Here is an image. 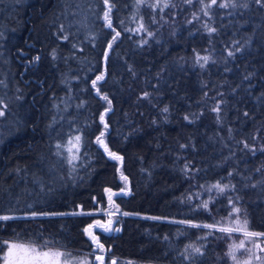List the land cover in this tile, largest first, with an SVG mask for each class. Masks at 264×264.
Wrapping results in <instances>:
<instances>
[{
  "label": "trees",
  "instance_id": "obj_1",
  "mask_svg": "<svg viewBox=\"0 0 264 264\" xmlns=\"http://www.w3.org/2000/svg\"><path fill=\"white\" fill-rule=\"evenodd\" d=\"M167 2L164 8L159 0L150 12L155 0H111L120 37L108 49L115 33L101 22L102 0L20 1L11 25L18 35L6 50L15 70L19 132L0 141V216L13 219L0 220V247L10 240L47 241V247L89 255L84 229L101 217L92 212L107 208L129 214L119 215L116 234L98 233L110 249L107 258L118 264H235L225 256L230 244L244 240L253 247L242 233L227 237L177 221L219 228L234 226L239 216L248 230L264 231V7L236 0V8L213 6L209 16L195 17L201 0ZM81 14L87 36L73 31ZM197 56L209 60L198 63ZM101 72L98 95L92 81ZM101 95L112 101L107 129L100 115L109 105ZM2 102L12 119L11 106ZM101 131L121 161L96 142ZM73 135L81 136V149L71 167L55 153ZM217 182L230 187L209 191ZM105 189L117 193L111 203ZM204 201L207 211L199 207ZM233 205L241 212L229 216ZM187 245L203 255L185 260ZM236 256L242 264L248 253L240 249Z\"/></svg>",
  "mask_w": 264,
  "mask_h": 264
},
{
  "label": "snow or ice",
  "instance_id": "obj_2",
  "mask_svg": "<svg viewBox=\"0 0 264 264\" xmlns=\"http://www.w3.org/2000/svg\"><path fill=\"white\" fill-rule=\"evenodd\" d=\"M146 0H136L137 5L145 4ZM186 3L191 4L192 0H185ZM105 11L103 13L102 19L104 20V26L106 28L111 29L115 35L112 36V39L108 42V49H111L113 46V43L120 37V32L116 31V29L113 27V21H112V10L115 7L114 4L111 3V0H103ZM201 3L203 4V0H201ZM255 3L257 5H260L264 7V0H255ZM159 0H157V3H153L151 5H148L153 10H155L158 7ZM167 0H164V8L169 7ZM213 6H217L221 9H227L229 7L236 8L237 3L236 0H210L208 4L204 5V15L209 16L210 13L208 9H211ZM243 7L247 8V3L242 5ZM161 11H163V8H161ZM207 28V31L209 33H213L216 31L215 28L208 27L207 24L205 25ZM145 26L143 23L139 25V30H144ZM149 36L153 35V33L149 32ZM66 39V37H65ZM237 51H239V48H237ZM109 55L108 50L104 51V57L107 60ZM233 55L232 52H229V56ZM204 61L205 63L208 62L209 57L208 56H197V62ZM201 67H203V64H200ZM105 74L101 72L99 75L96 76V79L92 81V87L97 89V94L99 95V88L98 82L104 80ZM245 79H248V77H245ZM3 81H0V84H2ZM145 97L148 96V93L144 94ZM264 95V93H262ZM101 99L107 101L109 108H106L104 113H101L100 115V121L104 124V128H108V124L105 123V114L110 111V106L112 104V101L108 99L107 95H101ZM0 105H3V102L0 101ZM7 107V105H3L0 107V116H4L5 111L4 109ZM219 106L213 109V111L219 112ZM164 112H167L168 109L165 107L163 109ZM245 116L248 115L247 112L244 113ZM185 120L188 119L187 116L184 117ZM105 136V132L101 131L99 136L96 137V142L101 145L105 152L109 155L110 158L114 160L121 161L123 157L117 155V153L112 152L109 150L107 144H105L103 137ZM80 143H81V136L76 135L75 137H71L68 140V147H66V151L68 152L67 156V163L70 166L75 165V161L79 159L78 153L80 151ZM61 147H64L61 144H57L56 148L60 149ZM183 147V145H181ZM245 148H249L248 144H245ZM251 151H255V149H250ZM261 151H264V147L260 149ZM56 155H59L60 153H55ZM119 171V169H117ZM257 172L260 171V169L256 170ZM229 176L232 175V173L228 174ZM121 179L127 181V177L121 173ZM256 185H252V187H255ZM230 186L228 184H222L220 182H217L215 185H212L211 188H209V191L212 190V188H215L220 194H223L226 189H228ZM234 187V186H233ZM106 192L109 193L108 199L109 202H112V196L116 195L115 193H112L110 189H105ZM123 191V189L121 190ZM239 199V198H237ZM229 204H233V201L231 198H229ZM209 201H204L199 207H202L205 211L208 210ZM241 212V209L238 207H235L233 205L231 212L229 213V216H232L233 214H238ZM38 215V213L33 212L32 216L35 217ZM39 215H47V213H39ZM53 215H64L63 213H53ZM112 213H109V216H111ZM124 215H129L128 213H124ZM13 219V217L10 216H0V220L7 221ZM150 219H159V217H150ZM177 223L180 224H186L189 227H197V228H207V229H213L216 228L221 233H224L225 236L231 237L233 233H242V235L249 239V242L253 244V247L246 248L245 241L241 240L239 244H230L228 246V251L225 253V256L229 257L232 261L235 262V264H241L240 261L237 260L236 251L243 249L248 253V258L245 259L242 264H253V260L257 261L258 264H264V256L257 255L253 248L258 250L259 252L264 253V231H250L248 230V220L245 218L242 222L240 221L239 216L236 217L234 221H232V224L234 226H225V227H219L217 228V224H193L190 220H182L177 221ZM219 223V222H217ZM93 228H100L103 229L105 232H111V231H120L119 228H113V221L109 219L107 223H102L101 221L97 220L94 224H90L87 228L84 229V232L89 236L92 243L96 245V248L99 250L98 254L94 250L95 260L98 262V264H106V257L104 253L106 251H110V249H105L104 245L100 243L98 237L93 233ZM209 235H211V232H209ZM49 242L45 241V244L43 246L40 245H32V244H22V243H10L9 241H3V247H0V252H2V255H0V264H73V261L77 258L73 257L72 259H67L66 257L70 256V253L62 252L60 250L52 249L50 247H47ZM188 249H191V253L188 252ZM185 260H192L194 256L196 255H203L200 247H195L193 245H187L185 252L182 254ZM78 264H90L89 260L85 258H81L78 260ZM110 264H117V261L115 259L111 260Z\"/></svg>",
  "mask_w": 264,
  "mask_h": 264
},
{
  "label": "rangeland",
  "instance_id": "obj_3",
  "mask_svg": "<svg viewBox=\"0 0 264 264\" xmlns=\"http://www.w3.org/2000/svg\"><path fill=\"white\" fill-rule=\"evenodd\" d=\"M20 1L21 0H0V5H2V9L0 11V81H3V83L0 84V101L4 100L6 102V104H9L11 106L10 109L13 110L11 112L13 115L12 119H9L8 115H5V114H4V116H0V119H1L0 120V141L4 140L6 138H9V137H11V136H13L19 132L18 125H17L18 117L14 116V111H17V109H19V107H20V103L17 99V89L14 87V78L13 77L15 75V70L12 68L11 62L6 57V54H7L6 50L9 49L10 45L13 44V42H14V39H12L11 37L18 35L15 32L19 31V27H14L11 25H14V22H16L18 19L17 7L23 4V3H20ZM193 1L194 0H192V2ZM203 1L204 2L201 6V9H199L198 11L196 10L195 17H199V15H204V5L208 4L210 2V0H203ZM155 3H157V0H155ZM102 5H103L102 7L104 9L103 10V13H104L105 7H104L103 0H102ZM88 11L92 12L93 8L91 6H88L87 12ZM153 11L154 10L150 7V12H153ZM208 11H209V9H208ZM85 13H86V10H85ZM103 13L101 15V20H102L101 22L104 24V20L102 19ZM131 15H133V14H131ZM129 20H130V23L128 22V24H130V26H132L134 21H136V14L131 16V18ZM85 22H86L85 18L82 17V14L75 17V21H74V23H72V26L74 25V28H75V29L72 28L73 31L74 32L78 31V33H79L80 30H78V29H82L83 34L85 36H87V33L89 30H88ZM136 24L138 26L140 25L139 23H136ZM8 26H10V27H8ZM68 28H69V26H68ZM136 28L130 27V30L133 31ZM201 63L204 64L205 62L201 60ZM7 67L12 68L10 74L6 73ZM3 105H4V103H3ZM3 105H0V107H2ZM75 136L76 135H73L71 137H75ZM71 137H68L67 139H65L64 142L59 143V144L63 145L64 147L57 149V152L60 153L59 156L62 158H65L66 163H67L66 158L68 156V152L66 151V147H68V140ZM80 149H81V147H80ZM79 153H80V151H79ZM79 153H78V156H79ZM76 162H77V160L75 161V163ZM122 192H124V194L127 195V191L123 190ZM112 193H114V192H112ZM106 194L108 197L109 193L106 192ZM115 194H117V193H115ZM108 202H109V199H108ZM108 207H109V205H108ZM109 213H112V215L109 216ZM75 214L79 215L82 213L80 211H78ZM92 214L101 216V217L94 219L93 224L97 220L101 221L102 223H107V221L109 219H111L113 221V228L114 229L119 226V224H118V221L120 220L119 215H124V214L120 213L119 211H113L109 208H107L104 211L92 212ZM92 231L98 237V239H99L98 233L104 234L106 236L113 233V231L105 232L103 229H100V228H93ZM87 237L89 238L88 235H87ZM89 240L92 244V247L96 248V245L92 243L90 238H89ZM99 241H100V239H99ZM9 242L10 243L14 242V243L30 244V243H24V242H19V241H12V240H10ZM32 245H36V244H32ZM2 247H3V244H2ZM52 249H56V248H52ZM56 250H60L62 252L70 253L71 255L66 257L67 259H72L73 257L77 258L76 260L73 261V264H78V260L81 258H85V257L89 260L90 264H98V262L95 260V255L93 254L94 251L88 255V254H76V253H72L70 251H65V250H61V249H56ZM95 251L98 254L99 250L97 248ZM0 255H2V252H0ZM105 257H106V264H110L111 260H113V259H108L106 255H105Z\"/></svg>",
  "mask_w": 264,
  "mask_h": 264
},
{
  "label": "water",
  "instance_id": "obj_4",
  "mask_svg": "<svg viewBox=\"0 0 264 264\" xmlns=\"http://www.w3.org/2000/svg\"><path fill=\"white\" fill-rule=\"evenodd\" d=\"M78 211H80V209H79ZM114 234H116V231H114ZM94 250H96V248H93V251H94Z\"/></svg>",
  "mask_w": 264,
  "mask_h": 264
},
{
  "label": "flooded vegetation",
  "instance_id": "obj_5",
  "mask_svg": "<svg viewBox=\"0 0 264 264\" xmlns=\"http://www.w3.org/2000/svg\"><path fill=\"white\" fill-rule=\"evenodd\" d=\"M104 255H106V253H104Z\"/></svg>",
  "mask_w": 264,
  "mask_h": 264
}]
</instances>
